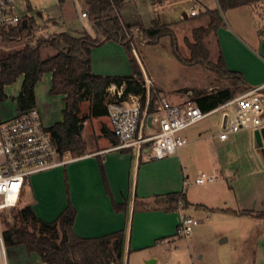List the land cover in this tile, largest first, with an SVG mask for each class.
I'll list each match as a JSON object with an SVG mask.
<instances>
[{"label":"crops","instance_id":"0c3cea01","mask_svg":"<svg viewBox=\"0 0 264 264\" xmlns=\"http://www.w3.org/2000/svg\"><path fill=\"white\" fill-rule=\"evenodd\" d=\"M201 4L205 7L204 3ZM227 13L228 16L223 18L224 24L206 38V46L207 39L212 37L218 50L217 60L222 58L226 69L240 74L249 86L243 93L252 88L264 87V0L229 9ZM185 17L187 18V15ZM208 50L211 57V51L209 48ZM91 67L94 74L103 77H123L133 73L129 53L122 44L114 41L92 49ZM19 79L22 88L23 76ZM43 82L44 86H40ZM52 85L53 74L46 73L36 85L35 92L50 93ZM208 89L206 91L209 94L219 90L210 87ZM240 94L242 93L238 95ZM192 96L193 92H189V98L186 96V99L192 101ZM51 97L62 100V120L59 121L62 122L64 96ZM18 113L19 106L14 116L2 120H10ZM97 120L99 119H93ZM85 122L82 132L84 139L87 131ZM216 127L218 131L207 139L205 134L210 130V133H213L212 126L200 130L195 142L210 139L216 141V147L212 148V151L209 150L208 160L212 161L211 173L223 178L220 186L215 187L219 178L216 183L208 186L187 181L189 175L185 174L187 167L182 163L181 157L174 156L173 159H179L181 163H178L175 169L166 171L157 169L154 162H146L144 155L139 157L130 150L115 149L116 138L109 126L112 134L106 135L98 130L92 145L88 143L89 150L85 155L74 158L67 154L63 157L70 161L65 166L32 177L38 178L35 188L42 182L43 175H47L46 179L50 184L57 182L63 185V202L53 214L52 220H46L38 214L34 207L38 202L28 206L32 205L41 219L52 222L71 201L77 210L73 230L81 238L100 237L124 231L126 260L123 264H126L128 256L129 261L132 259V264L157 263L161 253L156 247H160L165 240L175 243L177 227L183 215H203L209 220L210 216L217 212L224 213L229 215L223 218L224 221L232 228L246 223L248 226L256 225L262 228V233L246 243V250H241L242 252L237 250L235 254L224 255L217 250L216 257L205 261V252L197 254L198 258L195 260L190 250L189 256L184 254V261L188 264H255L259 249L264 248V219L239 216L232 211L264 212V142L257 137V131L253 130L232 134L228 140L221 141L220 119ZM243 176L258 179L257 186L250 188L234 181L236 177ZM229 178H232L235 186L229 184ZM31 183V190L34 191L32 179ZM171 193L184 194L187 207L178 212H166V205L156 203L158 197ZM231 215L234 218H231ZM199 234V230H196L190 237V242ZM224 235H220V238H224ZM229 241L230 237H226L221 243L226 244ZM33 256L37 259L36 263L41 262L39 256Z\"/></svg>","mask_w":264,"mask_h":264},{"label":"rangeland","instance_id":"374dc122","mask_svg":"<svg viewBox=\"0 0 264 264\" xmlns=\"http://www.w3.org/2000/svg\"><path fill=\"white\" fill-rule=\"evenodd\" d=\"M15 1L18 5L19 14L22 17H34L38 22H43L40 15L44 16L53 24L56 35L61 32H68L73 35L87 32L93 37H100L99 32L93 28L92 17L89 14L85 0ZM199 1L204 3L206 10L211 11L216 9L221 12L223 18L224 16H228L227 11L222 12L220 10L218 0ZM29 4L32 5L33 11L29 12L27 10V5ZM195 5L196 3L191 0H123L119 13L124 28V42L129 46L131 56L139 64L143 73V82H146L147 78L152 82L151 104H154V107L163 98L173 104H181L188 101L186 98H189V92L196 90L206 91L209 90V87L214 90H217V88H233L236 83L234 80L221 77L222 71H219V74H217V68L219 67V60H217L218 50L212 37L207 39V46L211 51V57L209 58L211 65L188 64L187 61L191 59L189 42H193V31L200 27H207L210 23V16L208 14L191 17V12L195 8ZM82 12H87L88 17L82 18ZM186 15L187 18L185 17ZM155 23L164 25L165 29H162V36L150 38L144 30L153 28ZM133 28H138L140 32L133 35L131 32ZM169 32H172L173 36ZM24 41L25 39L8 44L0 42V56L11 51L23 49L25 47ZM55 53L53 48L48 47L43 50L42 56L46 58ZM44 84L43 82L40 86H44ZM20 88L21 79L6 88L5 94L7 99L0 103L1 119L11 118L17 113L18 105L16 101H13V97L18 95ZM108 93L110 94L109 99L113 100V92ZM239 93H243V91L241 90L236 95ZM35 95L45 126H53L56 122L62 120V100L60 98H52L49 92H35ZM80 106L82 114L87 115L90 104L84 102ZM219 119V113L212 115L205 121L184 132L189 145L182 148L175 156L181 157L182 163L187 167L185 174L189 175V179L187 180L189 182H194L202 171L207 173L212 172L210 168L212 161L208 160V153L209 150L212 151V148L216 147V141L210 139L209 141L195 142V140L199 137V131L209 125L212 126L213 133H210L211 130L209 133H206V139L215 134L218 131L216 126ZM85 123L87 124H85L87 131L83 140L86 143L87 153L89 150L88 143L92 145L97 131H102L103 127L108 128L109 122L105 117L97 121L90 120L88 123ZM72 157L76 158L75 156ZM173 157L164 160H149L144 155L146 162H154L157 169L166 171L175 169V166L181 163L179 159L174 160ZM46 176L43 175V180L37 187L38 190L35 188L38 178H32L34 191L31 190L32 183L29 182L25 188V195L21 198L17 207L23 208L30 204L35 205L34 202H38L34 206L38 214L46 220H52L53 214H55L63 202V185L57 182L50 184ZM218 178L219 183L215 187L220 186L223 180L219 176ZM234 181L238 185L241 184L255 188L258 179L243 176L236 177ZM223 184L227 186L226 183ZM229 184L235 186L232 178H229ZM228 216L220 212L211 215L209 220L203 215L193 216L200 221V224L194 229L191 236H177L175 237V243L170 240L162 241L160 247H156L161 253V257L155 264H188L184 261V254H188L189 256L190 250L195 260L198 258L197 254L201 255V253L204 254L205 252V261L210 257L212 259L216 257L217 250L224 255L235 254L237 250L238 252L246 250L245 244L256 239L254 236L256 237L258 234H261L262 228L260 229L256 225L248 226L246 223L232 228L223 219ZM231 218L234 217L232 216ZM7 219L10 222L12 221V213L8 214ZM196 230H199L200 234L190 242V237H192ZM222 234H225L224 238H220ZM226 237H230L229 243L222 244V239ZM263 243H260V245ZM27 254L23 247L13 250L7 249L9 264H37L35 256ZM71 257L74 260H79L77 256L71 255ZM124 260H126V257L121 260L120 264H123ZM126 264H132V259L129 261V256L127 257ZM189 264L192 263L190 262ZM255 264H264V248L259 249Z\"/></svg>","mask_w":264,"mask_h":264},{"label":"trees","instance_id":"16d2710c","mask_svg":"<svg viewBox=\"0 0 264 264\" xmlns=\"http://www.w3.org/2000/svg\"><path fill=\"white\" fill-rule=\"evenodd\" d=\"M261 0H218L220 10L227 11ZM123 0H85L93 28L100 37H93L87 32L73 35L61 32L50 40H41L37 46H25L0 56V103L7 99L5 88L15 84L23 76L19 94L13 98L17 101L20 112L36 107L35 87L46 73L53 74V85L50 95H63L65 108L64 119L49 128L58 153L63 157L70 154L81 157L86 154V143L83 140V123L93 119L105 118L108 115L109 99L107 89L111 85L118 88L125 84V95H142L146 99V88L143 73L139 64L130 54L129 46L124 42V28L120 16ZM207 27L193 31V42H189L191 59L189 65H211L210 52L205 44L206 38L215 33L224 24L219 10L207 11ZM38 21L27 18L15 28L4 29L0 42L8 44L30 37ZM164 25L155 23L153 28L144 30L150 38L163 35ZM172 36L173 33L169 32ZM108 41L122 44L130 55L132 75L123 77H103L93 73L91 67L92 49ZM53 48L55 54L43 58L45 48ZM217 74L234 80L233 88L219 89L209 94L204 90L192 91L194 101L204 112H209L232 99L238 92L249 89L243 77L226 69L223 59L219 60ZM223 74V75H222ZM90 104L89 113L80 115L81 104ZM151 111V110H150ZM106 135L112 133L103 127ZM117 144L118 140L115 139ZM25 195V190L22 198ZM180 202L183 205H180ZM156 203L166 205V212H178L187 207L186 196L182 193H171L158 197ZM12 213V221L7 219ZM239 216L264 219V212L232 211ZM77 210L69 201L67 208L54 221L41 219L31 206L12 208L3 214V239L7 249L23 247L29 255H37L46 264H120L124 258L126 234L118 231L109 235L93 238H81L73 230ZM71 255L79 257L74 260Z\"/></svg>","mask_w":264,"mask_h":264},{"label":"built area","instance_id":"2783aa9c","mask_svg":"<svg viewBox=\"0 0 264 264\" xmlns=\"http://www.w3.org/2000/svg\"><path fill=\"white\" fill-rule=\"evenodd\" d=\"M191 1L196 3L191 17L207 12L199 0ZM27 10L33 11L32 5H27ZM40 16L43 22H38L33 34L25 38V46L35 47L41 40H50L56 34L49 19ZM81 17L87 18L88 13L82 12ZM27 18L29 17L19 14L15 0H0V39L4 29L15 28ZM131 32L135 35L140 30L133 28ZM144 83L147 92L145 100L142 95H125V84L119 88L111 85L107 89L108 92H113L114 97L108 104L107 118L110 130L118 140L115 146L117 150H130L139 157L147 156L149 160L168 159L189 144L184 135L187 129L218 113L221 141L244 130L260 131L264 128V87L252 88L217 108L204 112L191 100L173 104L163 98L154 107L151 104L152 82L147 78ZM69 161L58 153L38 108L22 111L10 120L0 119V264H9L3 239L5 211L18 206L26 185L33 176L65 166ZM217 180L215 173L202 172L195 183L208 185ZM180 205L183 203L180 202ZM199 224L198 219L183 215L176 235L191 236Z\"/></svg>","mask_w":264,"mask_h":264},{"label":"water","instance_id":"95a60500","mask_svg":"<svg viewBox=\"0 0 264 264\" xmlns=\"http://www.w3.org/2000/svg\"><path fill=\"white\" fill-rule=\"evenodd\" d=\"M257 137L264 142V128H262L260 131H257ZM152 263L153 262H151L149 264H152Z\"/></svg>","mask_w":264,"mask_h":264}]
</instances>
